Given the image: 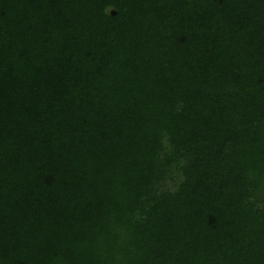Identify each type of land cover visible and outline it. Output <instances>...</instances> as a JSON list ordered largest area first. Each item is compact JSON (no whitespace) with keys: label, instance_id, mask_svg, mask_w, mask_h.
Returning a JSON list of instances; mask_svg holds the SVG:
<instances>
[{"label":"trees","instance_id":"trees-1","mask_svg":"<svg viewBox=\"0 0 264 264\" xmlns=\"http://www.w3.org/2000/svg\"><path fill=\"white\" fill-rule=\"evenodd\" d=\"M0 264H264V0H0Z\"/></svg>","mask_w":264,"mask_h":264},{"label":"water","instance_id":"water-1","mask_svg":"<svg viewBox=\"0 0 264 264\" xmlns=\"http://www.w3.org/2000/svg\"><path fill=\"white\" fill-rule=\"evenodd\" d=\"M109 14L110 15H114L115 14V10L114 9L110 10Z\"/></svg>","mask_w":264,"mask_h":264}]
</instances>
